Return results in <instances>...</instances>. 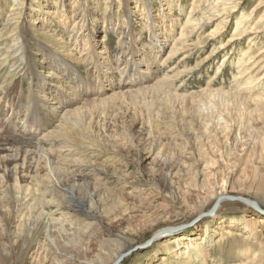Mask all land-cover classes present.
Masks as SVG:
<instances>
[{
	"label": "rangeland",
	"instance_id": "rangeland-1",
	"mask_svg": "<svg viewBox=\"0 0 264 264\" xmlns=\"http://www.w3.org/2000/svg\"><path fill=\"white\" fill-rule=\"evenodd\" d=\"M6 1L8 0H0V8L6 6L7 9L9 3L6 4ZM51 1L54 0H25L23 17L28 23L36 24L34 16L37 13H32L37 11L44 19L47 30L57 35L64 26L60 14L51 9ZM66 1L69 7L67 11L71 12V3L75 0ZM77 1L84 4L88 1L91 11L88 14L94 26L100 30L95 35L96 41H101L103 24L109 21L110 16L118 20L123 0ZM217 1L197 0L194 4L193 0H152L154 17L159 13L160 17L168 14L172 20L178 19L177 37L181 35L180 28L191 13L192 25L194 27L198 24V27L188 36L185 49L176 47L178 51L171 57L172 45H168L158 63L152 64L148 69L145 66L139 67L149 74L148 81L138 83L131 89L114 90H132L128 92L133 93L143 87H155L162 92L155 95L150 94L151 92L146 95L134 94L133 97L108 103L105 111L100 112L99 123L95 128V132L100 135L103 152L84 148L86 141L79 139L83 136L81 132L77 133L79 137L70 134L68 144L61 138L56 141L53 135L51 140L49 137H42L50 129L55 131L58 124L55 116L50 113L61 106L54 104L55 102H49L47 110L43 111L44 115L39 110L40 106H33L32 115L34 111L39 112L41 122H38L40 133L37 136L22 133L25 108L15 116L10 109L14 101L13 94L19 85L26 91L25 98L29 97L27 80L23 75L16 76L11 81V86L7 87L9 90L2 91L0 88V119L9 120L8 126L0 128L3 131L0 134V149H18L27 155L28 163L35 164L39 158L33 157V154L38 151V146L51 148V156L65 174L74 170L69 167L67 156L66 159H61L65 155L59 153L62 149L60 147L68 146L63 151L70 152L78 144L85 155L82 161L95 158L104 165L114 166L117 162L120 163L115 166L117 178L120 177L119 183L112 190L88 191L82 188L76 191L77 196L84 200L97 201L95 209L103 219L96 228L87 231V253L84 256L85 250L72 247L74 259L91 258L103 249L102 254L107 258L110 248L106 249L107 246L104 245L101 249L99 245L112 236L119 235L132 246L131 249H122L123 256L119 264H264V53L260 54L264 51V25L254 26L264 16V0H244L245 3L234 10L232 7L238 0H219L218 5L222 1L227 4L221 13H218L222 7L216 6ZM260 2L263 6L256 9ZM132 3L133 0H129L128 7ZM60 8L58 6L57 9ZM130 11L134 33L136 38H140V45L150 40V33L142 29L144 22L140 12ZM104 17L106 22L102 20ZM207 17L211 20L207 21ZM239 21L242 26L248 25L244 28L241 26L242 30L236 32ZM1 23L0 19V25ZM38 26L34 25L35 28ZM245 30L246 34L243 33ZM82 33L85 34L84 31ZM242 36L244 37L241 38ZM35 37L38 38L36 34ZM239 38L242 40H238ZM230 39L233 40L231 43ZM104 41L108 47L104 57L108 61L102 57L100 63L104 62L105 68L102 70L106 71L107 64L116 61L113 53L120 50L116 48L118 35L115 32L107 31ZM225 45L228 46L221 49ZM33 46L34 42L28 44L31 52L36 53V47ZM253 57V61L244 63ZM34 59L37 72H41L42 77L47 76L49 68L40 63L37 54ZM253 62L255 67L251 69ZM76 69L81 76L87 75L82 66H76ZM106 72L115 83L121 79L117 69ZM49 80L51 83L60 81L57 78ZM65 82L61 80L60 83L65 86ZM63 89L72 92L69 86ZM79 94L77 91V96L70 98L76 99ZM110 94L108 92L106 95ZM25 98L24 102L28 103ZM27 103L24 104L29 105ZM77 105L81 106L82 103ZM46 127L51 128L44 131ZM4 170V164L0 162V184L4 182L0 186V244L11 264H33L36 261L45 264V250L41 247L27 256L23 253L25 244L33 233L23 237L26 235L23 234L26 209L24 211V207H19L17 193L5 191V186L12 184L13 180L4 181ZM103 172L102 177H106L110 171L103 170L101 173ZM25 175L20 181L23 186L33 191H45L44 181L48 176L40 166L36 172ZM225 184L227 188L221 194L222 197H244L258 203L260 211L252 209L247 203L245 207L239 201H223L217 208L216 220L209 221L205 218L192 226L170 233L167 237L161 236L149 246L141 247L153 234L186 226L199 214L207 212L215 198L220 196V187ZM35 197L40 203L53 201L51 196L43 197L38 193ZM43 210L57 220L62 218L55 205ZM12 216L17 219L12 230L17 228V232L21 233L16 239L13 234L5 231ZM230 218L235 219V226L227 228L225 232L224 222ZM202 245L205 246V261L201 260L202 256L192 253L194 246ZM188 246L191 259L184 260L182 254L186 253ZM136 247L137 249H133ZM181 260L184 261L179 262Z\"/></svg>",
	"mask_w": 264,
	"mask_h": 264
},
{
	"label": "bare ground",
	"instance_id": "bare-ground-1",
	"mask_svg": "<svg viewBox=\"0 0 264 264\" xmlns=\"http://www.w3.org/2000/svg\"><path fill=\"white\" fill-rule=\"evenodd\" d=\"M196 1L197 0H193V3L195 4ZM214 1L215 0H212V2ZM218 1L216 2V6L222 7L221 11L218 12L221 13L226 9L227 4L225 1H222L218 5ZM24 2L25 0H8L6 1V4L9 3L7 9L6 6L0 8V19L2 22L0 25V88L2 91L9 90L7 87L11 86V81L16 76L23 75L27 80V91L29 95V97L25 98L26 96L24 93L26 91L23 89L24 87L22 85H19V88L15 89V94H13L14 101L11 103V113L13 112V116L16 114L19 115V112L25 108L26 117L23 118L22 133L35 137L40 133L38 130L40 118H38L39 112L37 111H34V115H32L31 110L33 106H40L39 110L43 113L44 110H47L49 102H55L54 104L61 106H57L50 111V113L55 116L56 123L58 124L53 132L50 131L51 129L48 130L51 127L44 128V131H48L45 132L42 137L45 139L49 137V140H51L53 135L56 141L63 139L65 143L68 144L70 134L79 137L77 133L81 132L83 136H81V138L79 137V139L86 141V145H81L88 150L95 149L99 152H103V150L100 145V135L97 134L98 132H95V128L99 123L98 119L100 112L105 111L109 102L117 99L119 101L121 98L131 97L134 94L138 95L140 93H145L144 95H146V93L151 92L150 94L155 95L158 92H162L155 87H143L136 89L133 93L128 92L132 90L124 92H114V90L131 89L132 86L138 83H145L148 81L149 74L142 69L140 70L139 67L145 66L148 69L152 64L158 63L162 53L168 45H172L171 57L177 53L178 49H176V47L181 46L182 49H185L188 36L198 27V24L194 25L195 28L193 27L191 13L185 24L180 28L181 35L177 37L178 19L172 20L167 16L168 14H163L160 17L159 13L154 17L152 0H133L130 7H128L129 0H123V8L121 7L117 15L118 20H114L113 16H110L109 21L106 20V17L102 18L103 21L106 20L107 22L105 21L106 24H103L102 29L104 31H101L103 32V38L98 42L96 41L95 35L96 33H100V30H97L90 18L91 16L88 14L90 11L88 1H85V4L77 0L72 2V13L67 11L69 7L66 5V0L51 1V3H53L51 9H54L55 13L60 14L61 23L64 26L60 34L57 35L53 31L47 30L48 28L45 26L44 19L37 11L32 14L36 15L37 13V15L34 16V21L39 25L38 28L34 27V25H36L35 23H28L25 16L23 17ZM244 3V0H238L237 3H234L235 5L232 7L233 10L237 7H241ZM58 6L61 7L59 10L57 9ZM261 6H263L262 2L258 3L255 8L259 9ZM64 8H66V10ZM118 8H120V5ZM255 8L251 13H254ZM130 10L140 12L141 20L144 22V28L142 29L150 33V40L140 45L138 43L141 40L140 38H136V34L134 33L135 27L132 25V11ZM192 10L193 9H191V11ZM170 11L171 10L168 11L169 14ZM32 14L31 16L33 17ZM40 17L42 19H40ZM206 20L210 21L211 19L207 17ZM56 23H59L58 20ZM259 24L264 25L263 15L254 26ZM246 25H248V23ZM29 26H33V28L30 29ZM241 26L242 22L239 21L235 31L240 32L239 30H242L240 29ZM244 26H242V28H244ZM190 28L191 30H189ZM90 29H92V31H90ZM82 31H84L85 34H83ZM107 31L115 32L116 35H118L116 48L119 49L120 52L117 51L115 54L113 53L116 61L113 62V64L110 62V64L105 63L108 67L106 71L117 69L118 72H120L121 79L118 83L113 82V80L108 77V73L102 70V68H105L103 66L104 62L100 63L102 61L101 58H105L104 55L107 54L108 50L104 41L107 37ZM243 33L246 34V30L243 31ZM35 34L38 38L35 37ZM234 34L235 32L233 35ZM243 37L244 36L241 38ZM126 38H128V41H126ZM238 40L241 41L242 39L239 38ZM232 41L233 40L230 39L229 43ZM30 42L35 43L33 47L36 48L33 50L36 53L31 52L32 50L28 47ZM47 44H51L55 48H51L52 46L48 47L46 46ZM138 46L142 47L137 48ZM227 46L228 45H225L221 49ZM74 51H78V53ZM263 53L264 51H261L260 54ZM36 54L40 63L44 64L46 68H49L48 74L45 77H42L41 72H37V68L35 67L36 61L34 57ZM241 59H244V57ZM254 59L255 57L250 61L246 60L244 63H249ZM254 64L255 62L250 65L251 69L255 67ZM113 65L115 66L113 67ZM76 66H82L87 75L81 76ZM55 78L58 80L60 79V81H54L53 83H51L50 80L48 81V79ZM61 80L66 81L64 85L66 87L69 86V90H72V92L63 89L65 86L61 85ZM77 91L80 93L78 98L71 99L70 96H77ZM108 92L111 94L107 96L106 94ZM24 98L28 103L24 102ZM9 102L7 101V103ZM24 103L29 105H25ZM80 103H82V105L78 106L77 104ZM60 107L63 109L61 110ZM44 114L45 113H43V115ZM8 125L9 120L4 118L3 120L2 118L0 119L1 129ZM1 129L0 134L3 132ZM74 130L77 132H74ZM75 147L76 149L70 152L63 151L64 148L68 149V146L60 147L62 149L59 150L60 154L65 155V158L61 157V159H66V156L69 158L67 159V161H69V167L74 170L73 172L71 170L69 174L68 172L65 174V172L59 168L55 158L51 156V148L46 149L39 145L38 151L33 154V157L36 156L39 158H37L38 160L35 164L28 163L27 155L20 152L18 149H11L10 147L0 149L2 153L0 162L4 164L5 168L4 181L8 179L13 180L12 184L6 185L4 189L6 192L9 190L13 191L12 193H17L18 196L16 200L19 207H24V211L26 209V217H24L25 229L23 231V234L26 233V235L22 236L27 237L30 233H33L26 242L23 253L27 256L30 252L36 250V248L41 247L45 250V264L46 262H48V264H112L123 256V248H132L122 236L114 235L105 243L103 242L99 245L101 249L104 245L107 246H105L106 249L108 247L110 248L107 258L104 256L105 254H102L104 249L102 252L94 254L91 258L83 257L77 259L73 258L74 256L71 254L73 251L71 250L72 247L85 250L83 251L84 256L87 253V231L96 228L103 219L101 213L95 209L97 207V201L93 202L90 199L84 200L77 196L76 191L82 188H86L88 191L92 189L105 192L112 190V187L117 186L119 183L120 177L117 178L115 166H119L120 163L117 162L114 166L104 165L97 162L95 158L82 161L81 159L85 155L78 144H75ZM149 155H152V153H149ZM17 162L20 163L18 164ZM38 166H40L48 176V179L46 178L47 180L44 181V192L40 190L33 191L20 183L21 179L26 177V173L36 172ZM103 170H109V175L102 177L105 173H101ZM3 185L4 182L0 184V186ZM226 188V184L220 187V196L218 195L219 197L217 196L215 198L212 206L218 198L222 197L221 194L224 193L223 191H225ZM37 193L41 194L43 197L51 196L53 201L40 203L35 197ZM245 200L253 202L243 197L244 203L242 201L240 202H242L245 207H247L245 204L247 202H245ZM98 204L100 205V203ZM255 204L257 205L258 203ZM51 205L56 206L57 211L61 214V219L57 220L51 217V214L43 210V208H47ZM257 206L260 207V205ZM17 209L19 208H16V210ZM217 214L218 209L213 211L211 216L206 218L209 219V221L216 220ZM15 219L14 216H12L5 231L7 230L8 233L13 234L16 239L20 237L21 233L17 232V228L12 230ZM224 223V230L226 232V230H228L227 228L234 227L235 225L233 224L236 222L234 218H230ZM169 234L170 233H166L162 236L167 237ZM39 243H41V245H39ZM44 246H46V248H44ZM2 247L3 246L0 244V264H11V261L8 260L7 254H5ZM187 249L186 253L184 252L182 254V257L185 258L184 260L191 259L189 246ZM192 251L193 255L202 256V261L206 260L204 245L194 246ZM184 260L179 262H183ZM33 264L39 263L36 261ZM185 264L190 263L186 262Z\"/></svg>",
	"mask_w": 264,
	"mask_h": 264
},
{
	"label": "water",
	"instance_id": "water-1",
	"mask_svg": "<svg viewBox=\"0 0 264 264\" xmlns=\"http://www.w3.org/2000/svg\"><path fill=\"white\" fill-rule=\"evenodd\" d=\"M223 201H229V202H232V201H239L240 202V201H242V202H244L243 198H240V197H234V196H223V197H220V198H218L216 200V202L211 207V209H209L207 212L199 214L188 225L159 231V232L153 234L141 247L149 246L154 240H156L157 238L161 237L162 235H164L166 233H175L177 231H180L181 228L184 229V228H186L188 226H192L193 224L201 221L202 219L211 216L213 211H215L218 208V206L220 205V203L223 202ZM245 202H247L249 207H251L252 209H254L256 211H260V209L258 208V206L254 202H249V201H246V200H245ZM133 249H137V247L133 248ZM119 262H120V259H118L113 264H119Z\"/></svg>",
	"mask_w": 264,
	"mask_h": 264
}]
</instances>
